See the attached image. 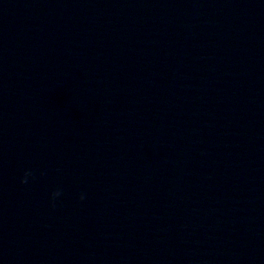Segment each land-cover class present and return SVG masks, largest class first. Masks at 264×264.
<instances>
[{
  "label": "water",
  "instance_id": "1",
  "mask_svg": "<svg viewBox=\"0 0 264 264\" xmlns=\"http://www.w3.org/2000/svg\"><path fill=\"white\" fill-rule=\"evenodd\" d=\"M0 264H264V0H0Z\"/></svg>",
  "mask_w": 264,
  "mask_h": 264
}]
</instances>
